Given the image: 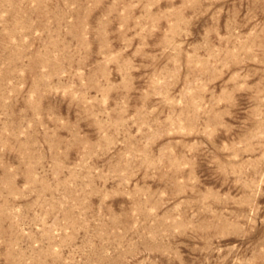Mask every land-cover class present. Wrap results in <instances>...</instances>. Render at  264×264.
Here are the masks:
<instances>
[{
	"label": "rangeland",
	"instance_id": "1",
	"mask_svg": "<svg viewBox=\"0 0 264 264\" xmlns=\"http://www.w3.org/2000/svg\"><path fill=\"white\" fill-rule=\"evenodd\" d=\"M0 264H264V0H0Z\"/></svg>",
	"mask_w": 264,
	"mask_h": 264
},
{
	"label": "bare ground",
	"instance_id": "2",
	"mask_svg": "<svg viewBox=\"0 0 264 264\" xmlns=\"http://www.w3.org/2000/svg\"><path fill=\"white\" fill-rule=\"evenodd\" d=\"M39 60H40V59H39ZM41 60H42V59H41ZM41 60H40V61H41ZM41 62H42V61H41Z\"/></svg>",
	"mask_w": 264,
	"mask_h": 264
}]
</instances>
